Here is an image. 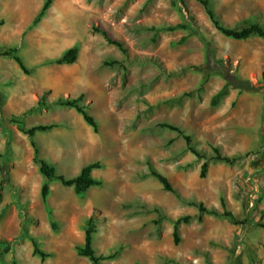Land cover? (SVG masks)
I'll return each instance as SVG.
<instances>
[{
	"label": "rangeland",
	"instance_id": "1",
	"mask_svg": "<svg viewBox=\"0 0 264 264\" xmlns=\"http://www.w3.org/2000/svg\"><path fill=\"white\" fill-rule=\"evenodd\" d=\"M44 2L0 0V153L10 173L0 193V240L11 244L7 253L0 244V264H93L77 251L91 215L100 219L97 253L116 254L101 264H264V92L229 88L218 99L226 84L222 70L192 67L206 62L201 34L214 60L262 81L264 39L226 37L196 0H53L33 25ZM211 2L231 27L264 26V0ZM179 23L191 28L160 30ZM93 26L121 41L126 53ZM74 45L75 63L52 62ZM11 48L31 73L2 55ZM114 60L119 63H106ZM80 95L98 131L76 109L54 104ZM42 99L47 107L22 116ZM13 119L28 127L56 124L34 137L40 157L67 177L99 161L103 167L94 175L103 184L78 195L48 180L30 137ZM162 123L182 128L202 154L212 156L214 146L240 158L211 162L202 177L204 159ZM150 166L177 194L164 189ZM199 202L232 212L240 223L208 214L200 220L193 205ZM182 216L191 219L179 225L177 244L174 224ZM24 228L50 257L34 254L30 238L21 236Z\"/></svg>",
	"mask_w": 264,
	"mask_h": 264
},
{
	"label": "trees",
	"instance_id": "2",
	"mask_svg": "<svg viewBox=\"0 0 264 264\" xmlns=\"http://www.w3.org/2000/svg\"><path fill=\"white\" fill-rule=\"evenodd\" d=\"M196 1L202 4V6L204 7L208 17L212 21L215 28L218 31H220L223 35H225L226 37H230L236 40H245L252 36H259L264 39V26L261 25L260 23L252 22L241 28L231 27L225 24L222 18L220 17V15L215 11L211 0H196ZM52 2L53 0H45L38 16L33 21V25H37L41 21L42 17L45 15V12L49 9ZM3 23L4 21L0 20V25H2ZM190 28H191V25L179 23L176 25L163 27L160 30H177V29H190ZM93 30L101 33L107 39L109 43L116 45L118 48H120V50L126 53V49L124 48L123 43L117 39L112 38L109 32L105 28L93 26ZM199 35H200V39L203 41V43L206 46V62L202 65H197V66H192V67L199 69V70H204V69L209 70V71H212L215 69L222 70L223 77L226 81V84H225V87L219 92L218 99L223 94H225L229 88H234V89H238L240 91H246V92H255V93L264 92V80L254 82L249 79H244L236 75L232 71L229 65L223 62H217L216 60H214L210 43L207 40H205L201 34ZM2 55L6 57L14 58L27 74L31 73V70L27 68L22 58L18 55L17 48H11V49L5 50L4 52H2ZM78 55H79V47L77 45H74L71 48L67 49L61 57L53 60L52 62L57 63V64H72L77 61ZM106 63L108 65H115V64H118L119 61L114 60V61H108ZM192 93L193 92H188L187 94L190 95ZM82 99H83L82 95L78 97H67V98L60 97L54 101V104L59 105V106L72 107L76 109L77 112L82 114L85 121L89 125H91L95 131H98V122L94 118V116H92L89 113L87 106L84 103H82ZM43 101L44 99H42V102L38 103L37 107H32L28 109L27 111H25L22 114V116L33 112L36 108H38L41 105L43 107H47V104L44 103ZM12 121L18 124V128L24 134L30 137L32 141V145L34 147V151H35L34 159L40 165L41 173L48 180L59 181L65 186L73 187L76 194L78 195H84L90 188L95 187V186H101L103 184V180L94 175V170L101 169L103 167V164L99 161L86 165L85 167L82 168V170L80 171L78 175L74 177H67L66 175L60 173L57 170V168L52 163H50L47 159L40 157L39 155L40 149L38 147L37 142L34 140V137L37 132H42V131H47L49 129H52L53 127L56 126V124H38V125L28 127L25 125V122L22 119H13ZM161 126L180 133L186 140L190 151L194 153L198 158L204 159V162L201 166V172H200V175L202 177L206 176V173L208 171V168L211 162L218 161V162H225L228 164H233L240 158V156L238 155L237 156L226 155L222 153L220 147H214V146H212L213 151H214V154L212 156L202 154L200 150H198L193 145L191 136L186 134L182 128L174 124H171V123H162ZM0 158L4 160V163L0 165V172H1L0 193H1L3 188L9 182L10 173H9V167L7 163V155L0 153ZM150 174L156 177L162 183L166 191H170V192L177 194V190L173 187V185L171 184L170 180L168 179L166 175H164L163 173H161L159 170H157L156 168L152 166H150ZM49 192H50L49 184L45 183L42 187V196H43L45 203L47 202ZM193 205H196L200 210V216H199L200 220L203 218L204 214H208V215H214V216H225L235 223H240L235 220L233 213L230 211L219 210L218 208H209L205 206L204 203L202 202L193 203ZM190 219H191L190 216H182L176 219V222L174 224V232H173L175 243L178 244L180 242V237H179V232H178L179 225L182 222H189ZM99 221L100 219L97 218L95 215H91L88 218L86 222V226H85L84 243L77 246V251L79 255L89 258L93 264H101V261L106 260V259H113L116 256V254L114 253L107 254V255L98 254L93 245L94 234L97 231V224ZM261 227L264 228V224H261ZM21 236L30 238V240L32 241L33 247H34L33 252L35 255H40L43 260H45L47 257H50V254L41 249L39 242L31 234H29L26 228L23 229ZM0 244L4 246V253H7L10 250V246H11L10 242L6 240H0Z\"/></svg>",
	"mask_w": 264,
	"mask_h": 264
}]
</instances>
